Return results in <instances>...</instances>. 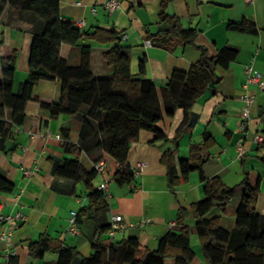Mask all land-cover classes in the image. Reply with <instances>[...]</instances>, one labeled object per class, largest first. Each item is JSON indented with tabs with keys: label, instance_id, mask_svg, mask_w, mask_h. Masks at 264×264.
Segmentation results:
<instances>
[{
	"label": "crops",
	"instance_id": "obj_1",
	"mask_svg": "<svg viewBox=\"0 0 264 264\" xmlns=\"http://www.w3.org/2000/svg\"><path fill=\"white\" fill-rule=\"evenodd\" d=\"M106 1L60 0L61 15L84 30L102 27L119 31L123 42L132 47L131 70L136 76L139 62L145 57V77L161 90L175 70L188 71L200 59L201 51L194 45L167 50L147 44L146 28L153 32L158 30L162 0H118L121 5L113 11L105 7ZM166 11L180 17L184 28L196 29L197 45L207 47L211 55L231 45L240 51L237 59L229 69H218L221 82L210 86L195 102L191 111L192 124L180 136L178 146L174 138L184 120V111L180 108L173 116H164L159 123L168 135L167 140L153 142L154 133L146 130L140 133L138 141L131 147L129 164L134 168L145 161V169L131 184L121 186L113 180L109 185L110 197H104L108 205L101 210L91 209L89 190L83 183L55 172L56 164L65 159L77 158L88 169L95 168L98 160L103 159L100 149L83 150L80 154L71 152L69 144H79L83 127L78 115L53 117L49 109L41 106L40 101L60 99L61 80L56 76L38 81L27 102L26 119L21 126L14 125L10 130L8 125V129L3 125L11 116V110L5 109L4 115H0V174L14 183V190L0 191V216L21 210L26 214V220L10 231L8 240H0V264H58L63 246L76 248L78 255L72 264H80L94 251L91 240L97 225H113L115 215L122 216L120 222L124 227L114 235L104 233V243L117 245L136 236L142 246L155 250L167 233L183 230V224L177 221L181 207L189 211L185 224L192 230L191 246L196 255L193 264H206L196 231L197 220L192 212V205L206 196L201 173L199 170L191 172L188 180L172 189L161 157L165 150L173 148L178 163L179 159L189 156L192 143H202L209 136L215 143L204 150L202 173L207 178L220 176L227 185L238 186V190L225 210L215 207L206 217L215 219L230 232L236 229L237 209L244 192L240 184L245 177L251 185H259L256 211L264 215V140L255 142L252 139L255 133L264 138V89L257 85L250 88L256 96L251 107L250 125L246 131L240 129L245 104L246 65L252 64L264 77V0H172ZM243 19L253 26L243 32L229 28L231 22ZM37 23L38 18L32 12H16L10 8H6L0 19V80L3 78V61L14 56L15 93L22 91L29 76L33 29ZM83 42L92 44L94 75L111 78L113 68L103 53L112 44ZM60 54L70 64L80 62L78 45L63 43ZM241 138L246 147L242 157L236 149ZM119 167L116 161L110 162L109 175L113 176ZM103 179L104 175L98 173L93 182L96 189L100 188ZM74 209L78 213L83 209L80 233L66 234L70 212ZM0 221V232H8L7 224L1 218ZM193 235L196 236L195 244H192ZM212 241L217 242V239L213 237ZM45 247L50 248L43 256H38L36 250ZM165 263L177 264L172 257Z\"/></svg>",
	"mask_w": 264,
	"mask_h": 264
},
{
	"label": "trees",
	"instance_id": "obj_2",
	"mask_svg": "<svg viewBox=\"0 0 264 264\" xmlns=\"http://www.w3.org/2000/svg\"><path fill=\"white\" fill-rule=\"evenodd\" d=\"M171 1L162 0L158 30L153 32L147 27V39L167 50H175L180 45H194L201 55L188 71L175 70L166 86L159 90L151 79L145 77V57L139 62L138 75L133 74L132 47L123 42L119 31L102 27L92 31L82 29L77 23L62 17L60 0H0V19L6 8L22 13L32 12L38 18L33 29L29 76L20 93L13 90L15 57L3 61L0 115H4L5 109L11 110L9 122L5 121L3 125H8L10 130L14 125L21 126L26 119V105L32 98L35 85L42 78L57 76L62 85L60 99L54 102L37 100L42 107L50 110L53 117L69 114L81 118L80 141L79 144H69L71 152L80 154L83 150L93 152L100 149V158L105 160L108 169L112 161L120 164L113 175L116 183L124 186L134 182L136 177L129 164V155L140 133L143 130L154 133L153 142L167 140L168 135L159 123L164 116H173L180 108L184 111V120L174 138L178 146L180 136L192 124L193 105L210 86L221 82L218 69H229L240 52L237 47L226 45L217 54L211 55L207 47L197 45L196 29L184 28L180 17L167 13L166 8ZM252 26L246 19L229 24L230 29L242 32ZM83 40L112 44L103 53L104 59L113 68L111 78L94 75L92 44ZM63 43L80 46L79 64H70L61 57ZM214 143L211 136L202 143H192L189 156L179 159L178 163L174 159V149L165 150L161 162L167 169L169 185L176 189L182 181L189 179L191 172L199 170L201 173L206 196L192 205V212L197 220L196 231L206 264H264V215L256 211L259 185H251L248 177L241 182L244 192L233 232L224 229L215 219L206 217L215 207L225 210L238 190V186L227 185L220 176L207 178L202 173L204 150ZM55 172L85 185L89 190L91 209L107 207L104 192L96 189L93 183L98 174L96 168L88 169L79 159L73 158L56 164ZM13 190L14 183L0 174V191ZM82 213L83 209L78 213V221ZM188 215L187 208L179 209L177 221L183 224V230L167 233L155 250L142 246L136 236H130L117 245L106 244L102 235L109 232L112 225H97L91 240L94 251L80 264H166L169 257L175 258L177 264H193L196 255L191 246L192 230L185 224ZM213 237L217 242L212 241ZM49 248L36 250V254L43 256ZM77 255L75 247L63 246L58 264H72ZM13 258L10 257L9 263Z\"/></svg>",
	"mask_w": 264,
	"mask_h": 264
},
{
	"label": "built area",
	"instance_id": "obj_3",
	"mask_svg": "<svg viewBox=\"0 0 264 264\" xmlns=\"http://www.w3.org/2000/svg\"><path fill=\"white\" fill-rule=\"evenodd\" d=\"M248 1H253V0H248ZM78 3L80 4L81 2L79 1ZM120 5L121 3L118 0H108L105 3V7L111 11L120 7ZM147 44L150 45L151 41L148 40ZM245 70H246V81L244 83V88L246 90V93L244 95L245 104L242 109V113H241L242 120L240 122V129L242 131H246L250 125L251 107L254 101L256 100V96L251 92V89H250L251 85H257L259 88L264 89L263 73L261 71L254 69L252 64H247L245 67ZM252 139L255 142H263L264 140L262 135L258 133L253 134ZM236 149H237L238 154L241 157L245 155L246 147L244 144V138H241L237 142ZM146 164L147 163L145 161H141L137 163V165L133 168L135 177H137L139 174L143 172V170L146 167ZM95 168L98 171V173L104 175L103 183L101 184L99 190L104 192V194L107 197H110L109 185L114 180V178L113 176L109 175L105 160L104 159L99 160L96 163ZM0 218L2 221H4L7 224V227L10 229L8 232H5V231L0 232V240H8L10 231L14 230L21 221L26 220V214L23 211L19 210L15 214H10L6 216L2 215L0 216ZM121 220H122L121 215L114 216V223L109 231L111 235H114V233L117 230L124 227V225L120 222ZM79 233H80V226H79V221H78V211L74 209V210H71L70 212L66 234L76 235Z\"/></svg>",
	"mask_w": 264,
	"mask_h": 264
},
{
	"label": "rangeland",
	"instance_id": "obj_4",
	"mask_svg": "<svg viewBox=\"0 0 264 264\" xmlns=\"http://www.w3.org/2000/svg\"><path fill=\"white\" fill-rule=\"evenodd\" d=\"M98 179H100L99 176H98ZM260 210H261V209H260ZM195 237H196V236L193 235V241H192V244H195Z\"/></svg>",
	"mask_w": 264,
	"mask_h": 264
}]
</instances>
